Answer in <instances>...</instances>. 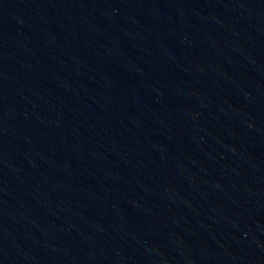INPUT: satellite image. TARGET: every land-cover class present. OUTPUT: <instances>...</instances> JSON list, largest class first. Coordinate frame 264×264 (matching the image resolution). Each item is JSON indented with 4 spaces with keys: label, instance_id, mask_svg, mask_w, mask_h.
<instances>
[{
    "label": "water",
    "instance_id": "water-1",
    "mask_svg": "<svg viewBox=\"0 0 264 264\" xmlns=\"http://www.w3.org/2000/svg\"><path fill=\"white\" fill-rule=\"evenodd\" d=\"M0 264H264V0H0Z\"/></svg>",
    "mask_w": 264,
    "mask_h": 264
}]
</instances>
